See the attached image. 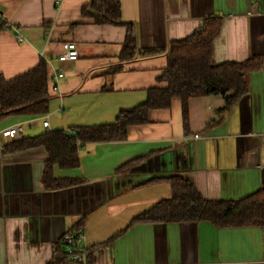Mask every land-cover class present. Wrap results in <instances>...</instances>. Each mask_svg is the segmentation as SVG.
<instances>
[{"label": "crops", "instance_id": "obj_1", "mask_svg": "<svg viewBox=\"0 0 264 264\" xmlns=\"http://www.w3.org/2000/svg\"><path fill=\"white\" fill-rule=\"evenodd\" d=\"M90 0H0V74L13 79L42 60L65 73L53 79L49 112L0 121V264H56L67 233L83 229L89 264H264V227H221L209 221L135 222L173 194L172 177L191 182L207 200H242L264 189V0H122L139 53L169 48L209 16L223 19L213 61L254 60L249 93L228 105L221 94L151 110L125 140L81 143L80 165L44 174V147L5 153L2 132L23 136L114 123L121 110L145 103L168 66L165 55L125 64L128 27L99 24L83 13ZM76 42L80 58L59 61ZM49 120V127L44 121ZM145 160L125 172L121 167ZM70 261V260H69ZM68 264H75L71 261Z\"/></svg>", "mask_w": 264, "mask_h": 264}, {"label": "trees", "instance_id": "obj_2", "mask_svg": "<svg viewBox=\"0 0 264 264\" xmlns=\"http://www.w3.org/2000/svg\"><path fill=\"white\" fill-rule=\"evenodd\" d=\"M83 13L93 17L99 24L128 27L118 71L125 64L136 60L139 54L145 57L165 55L168 66L159 78L160 85L150 90L148 100L136 107L121 110L114 123L76 126L70 130H47L38 136L9 138L10 142L4 147L5 153L38 147L47 150L49 158L44 179L50 187L54 184V187H59L82 182H57L53 172L57 163L66 168L80 165L81 143L125 140L130 126L147 122L151 110L170 108L175 98L182 99L185 122L188 124L191 98L221 94L228 97L230 107L249 93L246 75L258 63L248 60L216 64L213 61L214 43L223 26L221 17H207L191 35L173 41L167 49L150 48L139 53L136 29L132 22L125 21L123 17L122 0H90L84 5ZM53 82L45 60L13 79H6L0 74V121L15 114L48 113ZM143 160L140 158L127 163L118 172H125ZM171 181L172 196L159 201L137 217L135 222L209 221L221 227H264V189L242 200H207L191 182L180 177H172ZM61 245L55 263L68 264L69 254L64 238Z\"/></svg>", "mask_w": 264, "mask_h": 264}, {"label": "built area", "instance_id": "obj_3", "mask_svg": "<svg viewBox=\"0 0 264 264\" xmlns=\"http://www.w3.org/2000/svg\"><path fill=\"white\" fill-rule=\"evenodd\" d=\"M3 17V12L0 11V18ZM80 58V52L76 42H68L63 44V51L58 56V60L63 61H76ZM65 77V73L61 71H55L53 74V79L59 81ZM45 127H49V120L44 121ZM24 125L16 124L6 128L2 134L6 138H20L24 133ZM85 232L83 229H79L74 232L67 233L64 236V240L67 246V251L69 254V260L72 263L81 262V264L88 263V247L85 242Z\"/></svg>", "mask_w": 264, "mask_h": 264}]
</instances>
